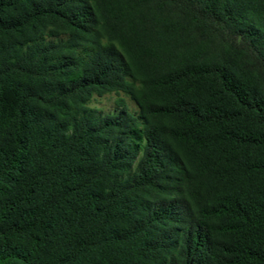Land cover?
I'll list each match as a JSON object with an SVG mask.
<instances>
[{"label": "trees", "instance_id": "16d2710c", "mask_svg": "<svg viewBox=\"0 0 264 264\" xmlns=\"http://www.w3.org/2000/svg\"><path fill=\"white\" fill-rule=\"evenodd\" d=\"M0 264H264V0H0Z\"/></svg>", "mask_w": 264, "mask_h": 264}, {"label": "rangeland", "instance_id": "374dc122", "mask_svg": "<svg viewBox=\"0 0 264 264\" xmlns=\"http://www.w3.org/2000/svg\"><path fill=\"white\" fill-rule=\"evenodd\" d=\"M125 103L128 106L130 112H137L136 105L126 96L125 94H119ZM116 96L114 94L104 95L102 97L93 96L92 99L89 101L88 105L92 108L96 114H106L112 113L115 111V100Z\"/></svg>", "mask_w": 264, "mask_h": 264}]
</instances>
